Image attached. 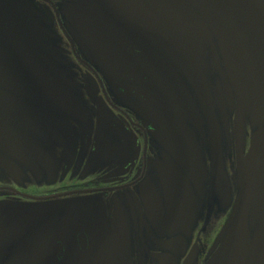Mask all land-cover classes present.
<instances>
[{"label":"flooded vegetation","instance_id":"flooded-vegetation-1","mask_svg":"<svg viewBox=\"0 0 264 264\" xmlns=\"http://www.w3.org/2000/svg\"><path fill=\"white\" fill-rule=\"evenodd\" d=\"M161 27L202 68L232 167L222 155L213 171L204 94ZM241 59L253 111L222 74ZM126 84L141 86L148 102H132L148 115L125 103ZM0 90V209L15 207L0 222V264H264V199L244 218L233 124L241 104L246 155L264 128V0H0ZM84 200L94 213L65 220Z\"/></svg>","mask_w":264,"mask_h":264},{"label":"water","instance_id":"water-1","mask_svg":"<svg viewBox=\"0 0 264 264\" xmlns=\"http://www.w3.org/2000/svg\"><path fill=\"white\" fill-rule=\"evenodd\" d=\"M4 27L8 28H3L6 30H13V31H19V30H28L31 28H22L25 27L28 24H17V23H8V22H3ZM161 32L166 36L170 42L178 49V52L186 59V61L190 64V66L193 68V71L195 73V78L190 77V80L196 90L199 88L202 89V92L204 94V100L206 104V111H207V120H208V128H209V143H210V150H211V156H212V169L213 171H220L222 169V164H223V158H222V152H221V139H220V132H219V126H218V120L216 118V113L214 109V105L212 102V96L208 90V86L204 77V72L202 71V68L199 66V64L196 62V60L190 56V54L187 52L185 47L182 45L181 41L177 42L174 37L165 29L164 27H161ZM241 64L238 66L236 64L233 65H228L226 64L223 67V73L224 75L227 76L226 83L228 87H236L237 84L246 87V100H247V105L249 106L248 108L253 111L254 108V101L251 98L250 92L248 90V82H253V76L250 73V70H252V66L250 65L249 62L241 59ZM214 67H216L214 65ZM208 69L211 68V66L207 67ZM206 68V70H207ZM213 69V67L211 68ZM211 76H214V74L209 73ZM133 81H136L137 83H142V80L137 79V78H130ZM248 85V86H247ZM127 88L126 90H122L121 92L126 96L133 98L131 101L125 100L126 104L133 103L134 109L141 113V114H146V111L142 109L140 106L136 105L140 104V100H144L148 102V100H145L140 94L137 92L141 91V86L139 84H126ZM133 91V92H131ZM137 91V92H136ZM2 90H0V93ZM126 92V93H125ZM136 93V94H133ZM229 95L232 94L231 91H228ZM3 96H7L6 92H4ZM8 97V96H7ZM233 98H231L232 100ZM134 101V102H132ZM192 101V100H191ZM153 103V102H150ZM160 106L159 104H156ZM175 112L171 114L172 116L175 117V119L180 123V125L185 128L187 127L186 124V107L184 104L181 106L176 105ZM182 108V109H181ZM78 109H74L73 112L77 111ZM253 115V113H252ZM162 116V115H161ZM158 118V117H157ZM0 120H2L0 118ZM163 122L164 123H169L171 122L170 118L163 117ZM201 122V118L199 120ZM244 122V108L242 107L241 104H239L235 114H234V119H233V124H234V134H235V142H236V148H237V154H238V161H239V175H240V180L242 181L241 186L244 194V204L242 206V212L244 215V218H247L248 214V209H249V203L250 200L254 197H261L264 199V128H260L254 132L252 135V140H251V146L246 155L243 154V126L242 123ZM207 124V121H206ZM101 130V138H100V132L99 129ZM107 129V126L105 127ZM198 129H196V132H194L193 138L195 140L198 139ZM100 138V141H99ZM103 141V132H102V126L98 123L97 124V130H96V137H95V146L98 148V150L101 147ZM99 142V143H98ZM197 143V142H196ZM20 148H23L31 153H34L36 155H41L40 153L34 152L28 148L25 144L20 143L18 145ZM181 147V143H180ZM171 150V149H170ZM103 151H106L104 148ZM114 153H117L116 151ZM39 198V197H38ZM7 204H9L8 201H6ZM12 204H20V203H11ZM39 204V203H36ZM82 204H88L82 206ZM76 209V210H75ZM96 209V206H93L88 203V201L84 200L81 203L77 205L70 206L66 210H64L62 213L65 214L64 219H68L66 216L67 213L68 216L72 215L74 216L75 211H79L78 214L85 219V216L82 215V211L84 210L87 212L89 215L94 213ZM74 210V211H72ZM112 208H110V211ZM71 211V212H70ZM96 212L100 213V219H101V211L98 209ZM15 213V207L11 206L10 209L4 210L0 209V222H11V221H6L7 218ZM125 211L121 208H119L116 205V214L118 218H122L124 216ZM235 213V211H234ZM74 214V215H73ZM17 216V215H16ZM233 216V214H232ZM107 216L104 211H102V220L106 222ZM17 220V217H16ZM86 220H91V216H86ZM103 226V222H99L98 228L99 231H101ZM258 241L260 243V248L258 251V258L260 260H264V230L259 234ZM254 256L252 255L251 258V264H257L254 261Z\"/></svg>","mask_w":264,"mask_h":264},{"label":"rangeland","instance_id":"rangeland-1","mask_svg":"<svg viewBox=\"0 0 264 264\" xmlns=\"http://www.w3.org/2000/svg\"><path fill=\"white\" fill-rule=\"evenodd\" d=\"M11 2H16V1H11ZM16 3L22 4L21 2H16ZM202 116H203V114H202ZM216 118H217V116H216ZM249 122H250V120L247 123H249ZM221 128H222V126H221ZM198 151H199L200 155L203 154L201 147L198 148ZM222 155H223L228 167H232L234 165L235 152L232 150L229 143L226 142L224 136H222Z\"/></svg>","mask_w":264,"mask_h":264}]
</instances>
